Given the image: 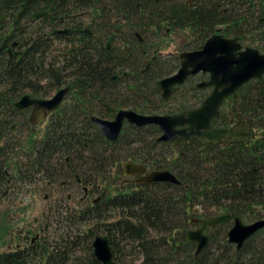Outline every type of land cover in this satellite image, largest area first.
Wrapping results in <instances>:
<instances>
[{
	"label": "trees",
	"instance_id": "16d2710c",
	"mask_svg": "<svg viewBox=\"0 0 264 264\" xmlns=\"http://www.w3.org/2000/svg\"><path fill=\"white\" fill-rule=\"evenodd\" d=\"M262 1L263 9L258 11L259 7H255L260 3L258 0H234V23L241 24L242 15L254 3L255 11L264 18ZM132 3L142 6L143 17L138 9L133 10L135 16L130 12L125 16L120 13V6L128 9ZM210 4L200 2L198 8L190 11L181 10L182 7L170 0L162 3L161 0H0V16L16 18L21 6L25 7L26 14L54 8L73 13L93 7L101 10L102 17L106 14L103 22L108 26L125 19L139 26L162 16H170L183 25L210 18L211 22L217 21L227 15V8L220 12ZM111 31V28L107 30ZM258 37L257 49L264 53V24ZM8 43L0 40V92L4 93V97L0 94V107L4 103L5 108L0 115V197L5 185L4 168L14 160L20 170V158L25 151L31 163L26 165V170L40 176L42 188L47 181L58 186L61 178L77 185L73 175L77 173L79 186L88 188V198L86 202L82 200L81 190L49 192V198L53 194L67 195L64 203L56 198L54 208L52 206L42 218L40 244L27 251L0 253V264H101L92 249L97 232L108 238L117 264H264V229L244 241L239 250L226 244L225 236L233 218L242 224L264 218V75L236 92L230 122L244 134L240 142L212 145L200 140H173L159 143L156 141L159 131L155 127L126 126L118 140L109 143L96 129L86 126L84 129L74 127L72 132L56 128L47 133L40 145H34L29 140L20 141V133L26 129L23 125L16 134L9 128L18 119L13 103L21 93L29 91L38 95L37 89L51 86L52 69L44 68L50 45L46 40L38 42L26 34L25 52L17 62L15 57H7ZM77 53L80 59L72 71L77 76L72 81L79 85V92L86 91V83L90 93L101 84L107 87L116 70L117 52H108L102 44H97L89 52L81 47ZM164 69L158 67L151 74L152 79L163 75ZM43 81L45 85L40 86ZM148 89L153 90V86ZM50 91L49 88L44 95ZM220 115L228 117L225 112ZM33 153L37 154L34 158ZM51 159L56 161L55 166L50 164ZM126 162L142 165L148 172L167 171L179 184L126 183L121 173ZM49 189L52 191L53 187ZM38 193L44 194L43 190ZM75 193L80 195H73ZM99 196L101 200L92 204ZM8 213V210L0 212V224L8 218ZM217 214H227L229 220L208 229L206 245L195 258L194 246L186 243L183 235L193 227L191 219ZM2 226L4 235L6 225L0 226L1 231ZM126 249L131 255L139 256L138 260L126 262Z\"/></svg>",
	"mask_w": 264,
	"mask_h": 264
},
{
	"label": "flooded vegetation",
	"instance_id": "af4514ba",
	"mask_svg": "<svg viewBox=\"0 0 264 264\" xmlns=\"http://www.w3.org/2000/svg\"><path fill=\"white\" fill-rule=\"evenodd\" d=\"M154 1L157 2V0ZM165 1L168 0H161V3ZM170 1L182 7L181 10L189 9L193 11V9L199 7L200 2L211 3L210 6H215L220 12H224L226 8L228 10L227 15L223 19L212 22L210 18L203 22L200 21V23L197 22V24L181 25L171 20L170 16H162L155 21H148L147 24H140L139 26L133 20L126 19L125 21H121V23L108 26L103 22L106 14L104 13L102 17V12L98 8L89 7L73 13H68L67 9L64 8L38 9L31 14H26L25 7L21 6L18 9L16 18H4L1 20L0 30L2 33L0 34V40L9 41L5 47L9 59L15 57L17 62L20 61L25 52L23 46L24 36L29 34V36H33L38 42L46 40L50 45L48 53L45 54L46 62L44 68L46 70L52 69L50 73L51 86L43 87L44 90L37 89L38 95L29 93V91H23L21 97L13 103V109L17 112L18 119L11 125L10 131L16 134L21 125H23L26 129L20 133V141L29 140L34 145H40L46 138L47 133L56 128H64L72 132L74 127L84 129V127L89 126L96 129V132L102 136L92 119L113 122L119 112L131 111L143 117L174 116L183 112H190L198 109L201 102H204L211 93L216 91V88L214 84H209L210 73L202 70L193 74H187L180 84L172 86L165 82L160 88L158 86L160 80L166 81L177 72L181 56L199 52L210 39L213 40L215 59L222 58L226 54L229 45L237 47V50L234 52L236 55L245 49L254 50L259 55H264L263 52L257 49L258 35L264 24V18L255 11V7H259L257 8L258 11L263 9L262 0H258L260 3L256 2L255 7L254 3L252 8L244 12L241 24L234 23L232 14L234 0ZM135 9L139 10L140 15L143 13L142 6L136 3H132L128 9L120 6V13L125 16L126 13L130 12L132 16H135L136 14L133 11ZM36 13H46L47 17L40 16L33 19V14ZM141 16L143 17L144 15ZM85 17L87 24L81 22ZM109 28L113 30L110 33L107 32ZM176 41H178L177 45L174 44ZM97 44H102L103 48L108 52L114 50L117 52L116 70L114 75L109 78L107 87L101 84L90 93L89 84L86 83V91L81 93L79 92V85L72 81L73 77L77 76V73H72L75 69V62L80 59L77 50L84 47L89 52L90 48ZM170 47L175 49L173 53L168 51ZM158 67L165 68L163 70L164 74L152 79L151 74ZM251 80L255 79H250L243 83L236 91L222 99L217 107L218 114L216 118L209 122L210 129L241 132L230 122L231 108L236 97V92L243 87L245 88ZM39 85H45V81L40 82ZM150 86H153V90L148 89ZM49 88L51 89L50 93L44 95V92H47ZM165 88L170 90V92L164 98L162 95ZM60 91H66V93L59 106L44 116L39 115L35 117L32 119V123L29 122V118L33 107H26L22 111L14 108V104L23 97L44 101L53 98ZM0 94L4 97L3 92H0ZM4 111L3 103L0 107V115ZM223 112L228 114V117L221 116L220 113L222 114ZM223 120L226 123H223ZM126 126L142 128L124 120L119 135ZM148 126H153L157 129V126L154 125ZM38 129L39 131H37ZM39 135L42 136L39 137ZM243 136L244 134L242 133V135L221 139L219 144L224 141L240 142ZM173 140L178 139L173 138L171 141ZM188 140L199 141L194 138ZM36 155L33 153L31 156L34 158ZM29 159L30 156L27 157V153L23 151L20 158L21 162L19 161V166L22 167L20 170L14 160L7 163V167L4 168L5 185L3 186L2 197H0V206L7 204L14 205L16 199L13 196H16L21 190L26 192H38L40 190H43V192H71L81 190L84 193L82 200L85 199L86 202L88 188L79 186V174L73 173L77 185L72 184L69 179L61 178L58 179V186L47 181L46 187L42 188L40 176L26 170V165L31 164ZM67 161L68 159L65 158V162ZM50 164L55 166L56 161L51 159ZM121 173L122 177L126 178L124 182L144 185L137 183L140 179L139 176H124V168ZM51 186L53 187L52 191L49 189ZM49 194L44 197L48 199ZM67 199L70 200L71 196H67ZM56 201L58 204L61 203L58 200ZM11 234H15L16 244L9 243L7 245L5 250L7 254L17 251H27L32 246H38L42 241L40 231L30 235L25 234V236H21L20 231ZM29 236L31 237L29 238Z\"/></svg>",
	"mask_w": 264,
	"mask_h": 264
},
{
	"label": "water",
	"instance_id": "95a60500",
	"mask_svg": "<svg viewBox=\"0 0 264 264\" xmlns=\"http://www.w3.org/2000/svg\"><path fill=\"white\" fill-rule=\"evenodd\" d=\"M40 16L47 17L46 13L33 14V19ZM5 16H0V21ZM237 50L235 45L227 48L226 54L222 58H214L213 40H208L199 52L186 54L180 57V65L171 78L166 81L160 80L158 86L165 82L170 85L180 84L187 74H193L199 70L210 73L209 84H214L216 91L210 94L198 109L190 112H183L172 116H151L143 117L134 112H119L115 121L105 122L99 119H92L96 123L102 136L114 143L117 141L119 132L122 127V122L127 120L130 124H135L137 127H144L148 125L157 126L160 135L157 137V142H169L173 138L186 141L190 138L203 140L212 145L219 144L221 139L228 137H235L242 135L241 132H234L232 130H213L210 129L209 122L217 116V107L228 95L232 94L243 83L250 79H257L264 74V55H259L254 50L245 49L237 55L234 52ZM228 53V54H227ZM233 53V54H232ZM237 57V58H235ZM190 69V71H188ZM220 88V89H219ZM165 98L170 90L163 91ZM66 91L58 92L53 98L44 101L31 100L29 97H23L14 104V108L22 111L26 107H33L29 122L39 115H46V113L55 110L61 103ZM33 125V124H32ZM14 130V128H12ZM124 176H139L137 183L153 184V183H168L171 185H178V181L167 171L147 172L142 165L127 162L123 164ZM102 196L93 200V204L100 201ZM229 220L226 214H217L208 217L197 219L193 218L191 223L194 229L185 233L184 241L194 246V257H198L200 252L204 249L207 241L208 229L220 226ZM264 229V218L256 220L251 224H242L237 218H233L231 226L226 233V244L234 246L235 250L240 249L248 238H251L256 232ZM171 238H169L170 241ZM93 255L101 264H117L113 257L115 250L109 245V240L106 236L96 235L92 241Z\"/></svg>",
	"mask_w": 264,
	"mask_h": 264
},
{
	"label": "rangeland",
	"instance_id": "374dc122",
	"mask_svg": "<svg viewBox=\"0 0 264 264\" xmlns=\"http://www.w3.org/2000/svg\"><path fill=\"white\" fill-rule=\"evenodd\" d=\"M84 24H87L86 17L82 19ZM175 45L178 44V41L174 43ZM169 52H174L175 49L170 47L168 48ZM39 131V129L37 130ZM42 135H39L41 137ZM49 194L48 191L43 193H38V192H33V191H24L21 190L20 192L17 193L16 196H13L16 201L14 202V205L12 204H7V207L4 208V206H0V212H3L4 210H8V218L2 222L1 225H6V232L3 235L4 232V226H2L3 231H1L0 228V235L2 234L3 236L0 238V253H5L7 245L10 244H16V239H15V234L10 233H17V231H20L21 236H25V234H32L34 232L38 233L39 229L42 228V222H43V217L47 211H49L50 208L54 205V200L56 198H60L63 200L64 203V198L67 195H61L62 197L58 196L57 194H53L52 196L50 195V198H45L44 196H47ZM73 195H80L78 194H73ZM54 208V206H53ZM60 208H66V207H60ZM1 223V222H0ZM194 227H191L190 231L193 230ZM96 235H102L100 232H97ZM12 237V238H11ZM31 236H29L30 238ZM11 238V239H10ZM14 240V241H13ZM124 257L126 262L129 261H136L138 260L139 256L136 254L129 253V249L124 250ZM137 257V258H136Z\"/></svg>",
	"mask_w": 264,
	"mask_h": 264
}]
</instances>
